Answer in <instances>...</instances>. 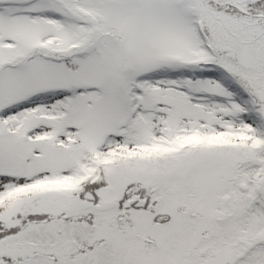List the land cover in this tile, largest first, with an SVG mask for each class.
Instances as JSON below:
<instances>
[{"label": "snow or ice", "instance_id": "6c2138e0", "mask_svg": "<svg viewBox=\"0 0 264 264\" xmlns=\"http://www.w3.org/2000/svg\"><path fill=\"white\" fill-rule=\"evenodd\" d=\"M0 264H264V0H0Z\"/></svg>", "mask_w": 264, "mask_h": 264}]
</instances>
